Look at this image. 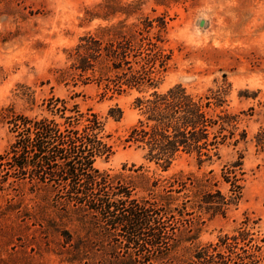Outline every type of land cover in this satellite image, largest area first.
Returning a JSON list of instances; mask_svg holds the SVG:
<instances>
[{"label": "trees", "instance_id": "1", "mask_svg": "<svg viewBox=\"0 0 264 264\" xmlns=\"http://www.w3.org/2000/svg\"><path fill=\"white\" fill-rule=\"evenodd\" d=\"M145 1L102 0L87 9L88 20L106 22L78 37L67 50L69 66L59 70L57 78L95 79L110 96L137 91L132 104L139 116L124 141L162 170L181 154L193 155L198 164L210 162L219 157L222 145L236 146L246 139V131L238 130L239 116L224 107L230 84L223 76L200 95L181 83L160 89L172 54L164 48L167 21L164 16L127 21ZM117 14L125 17L112 21ZM53 107L61 113L62 123L23 114L12 122L17 134L5 153L6 173L28 178L36 199L29 209L22 208L21 201L6 200L0 205V219L10 215L29 219L43 233L54 232L63 247L56 253L69 264H262L264 235L243 226L214 243L194 245L201 215H225L239 200L241 153L224 164L228 195L207 175L172 176L161 192H155L159 178L151 180L142 172L111 174L94 165L96 157L112 152L95 113ZM64 110L72 113L64 115ZM108 114L118 119L122 110L110 107ZM257 139V144H264ZM136 187L148 196H136ZM47 193L52 194L49 203L43 197ZM167 247L170 251L180 247L189 255L162 251Z\"/></svg>", "mask_w": 264, "mask_h": 264}, {"label": "rangeland", "instance_id": "2", "mask_svg": "<svg viewBox=\"0 0 264 264\" xmlns=\"http://www.w3.org/2000/svg\"><path fill=\"white\" fill-rule=\"evenodd\" d=\"M102 0H0V205L6 200L20 202L28 209L34 204L28 178L7 171L5 153L15 140L16 115L52 118L63 122L53 106L64 105L80 112H93L103 125L111 153L98 156L94 165L111 174L142 172L159 178L155 192H161L172 176H211L219 190L228 195L223 180L224 164L242 156L241 195L225 215L203 213L196 244L214 243L239 226L264 235V0H147L127 21L142 16H164L167 21L164 48L172 51L160 89L181 83L194 94H203L225 81L230 84L225 108L239 116L238 130L245 141L222 145L219 157L198 164L193 155L181 154L167 170L145 160L142 151L124 141L139 114L132 101L138 92L130 90L110 96L95 79L73 76L58 79L59 70L69 66L67 50L87 31L106 21L88 20L86 10ZM121 2L129 0H120ZM115 15L112 21L124 18ZM56 99H59L57 101ZM63 100V102L61 101ZM120 107L114 119L110 107ZM64 110V115L71 114ZM81 124L76 125L81 128ZM124 165V169L122 166ZM140 169L133 171L138 166ZM136 196H148L142 187ZM49 203L52 194L43 196ZM181 198L175 200L179 203ZM0 219V264H69L57 254L62 240L52 231L42 232L29 219ZM162 250V248H161ZM162 251L188 257L180 247ZM152 252V250L150 251ZM154 252H152L153 254ZM264 264V260L262 261Z\"/></svg>", "mask_w": 264, "mask_h": 264}]
</instances>
